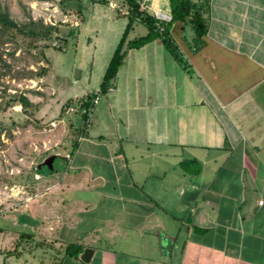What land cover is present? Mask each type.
I'll return each mask as SVG.
<instances>
[{"label": "crops", "instance_id": "0c3cea01", "mask_svg": "<svg viewBox=\"0 0 264 264\" xmlns=\"http://www.w3.org/2000/svg\"><path fill=\"white\" fill-rule=\"evenodd\" d=\"M139 1L170 19L169 0ZM192 1L203 44L193 48L189 24L170 29L190 73L158 39L127 51L109 91L120 105L123 85L125 108L141 112H109L95 132L89 119L59 153L67 167L31 197L35 248L0 246L2 264H264V0ZM68 244L91 248L89 261L66 255Z\"/></svg>", "mask_w": 264, "mask_h": 264}, {"label": "rangeland", "instance_id": "374dc122", "mask_svg": "<svg viewBox=\"0 0 264 264\" xmlns=\"http://www.w3.org/2000/svg\"><path fill=\"white\" fill-rule=\"evenodd\" d=\"M0 8H7L18 25L34 21L42 33L33 36L29 32L14 35L0 32V227L3 228L0 246L1 250L6 247L4 253L22 249L26 252L36 246L35 238L29 237L34 230L30 213L35 202L31 197L36 192H46L51 180H44V176L64 170L68 162L63 156L54 158L52 169L44 165L37 169L36 165L52 153H66L79 137L81 126L76 125L79 112L68 108H76L80 101L99 90L127 22L124 17L127 3L125 0H0ZM145 33V26L135 22L128 39ZM130 63L129 56L120 71L128 72ZM147 72L142 71V75L139 72L140 81L149 77ZM120 80H116L117 86ZM122 87L120 105L112 104L109 90L101 93L93 105L88 118L93 132L95 126L101 125L99 119L103 115L107 117L109 112L122 120L128 114L141 112L125 108L128 101ZM20 94L28 97L32 105L22 108L12 100ZM108 122L103 118L105 128H110ZM137 122L140 121H134ZM193 168L191 165L190 169ZM3 260L0 255V264ZM22 260L7 261L21 264Z\"/></svg>", "mask_w": 264, "mask_h": 264}, {"label": "trees", "instance_id": "16d2710c", "mask_svg": "<svg viewBox=\"0 0 264 264\" xmlns=\"http://www.w3.org/2000/svg\"><path fill=\"white\" fill-rule=\"evenodd\" d=\"M127 3V13L124 14L127 22L122 32L121 38L104 71L102 81L100 83L99 90L101 93H105L110 88L112 80L115 78L119 67L121 66L123 59L130 49H139L145 44L158 39L160 40L166 51L172 56L174 61L178 63L187 73H190V69L182 57L179 47L173 39L170 29L173 23L181 22L183 24H189L193 32L191 44L194 49L198 48L203 44V36L206 32V24L202 15V5L192 0H169L170 8V19L164 21L157 19L156 17L148 14L145 10L141 9V1L139 0H125ZM139 22L146 28V33L142 36L128 39L129 32L133 29V24ZM36 23L29 20L24 25H18L11 17L7 8H0V32L11 33V34H26L29 32L33 36H40L42 33L37 29ZM45 33V32H44ZM43 33V34H44ZM32 73H29L31 76ZM95 93H92L90 97L80 101L77 104L76 110L79 112V117L76 118V125L81 126L79 129V136L85 134V130L88 125L89 116L88 109L93 107L92 98ZM13 101L18 102L22 108L31 106V102L25 95H17ZM85 109L84 112H81ZM77 145V139L72 143L69 154L74 150ZM69 156V155H68ZM195 160H183L181 161L180 167L185 171L197 172L198 168L190 169V166H195ZM197 169V170H196ZM28 236L26 234H23ZM82 249L81 245L68 244L65 248L66 255L76 257L79 251Z\"/></svg>", "mask_w": 264, "mask_h": 264}, {"label": "water", "instance_id": "95a60500", "mask_svg": "<svg viewBox=\"0 0 264 264\" xmlns=\"http://www.w3.org/2000/svg\"><path fill=\"white\" fill-rule=\"evenodd\" d=\"M59 154L52 153L48 156H46L40 163L36 165V168L39 169L42 165L47 166L49 169H52V162L55 157H59ZM64 158H67L65 156ZM93 250L89 247H85L82 249L80 253H78L77 257L80 261L87 263L91 257Z\"/></svg>", "mask_w": 264, "mask_h": 264}, {"label": "built area", "instance_id": "2783aa9c", "mask_svg": "<svg viewBox=\"0 0 264 264\" xmlns=\"http://www.w3.org/2000/svg\"><path fill=\"white\" fill-rule=\"evenodd\" d=\"M108 90H111V88H109ZM100 95H101L100 90H98V91L95 92V94H94V96H93V98H92V103H93V104H95V103L99 100ZM75 109H76V108H74V107H72V106H70V107L68 108L69 111H76ZM91 110H92V108H89V109H88V116H90ZM84 111H85V109H82V110H81V112H84ZM260 203H261V201H258V204H260Z\"/></svg>", "mask_w": 264, "mask_h": 264}]
</instances>
